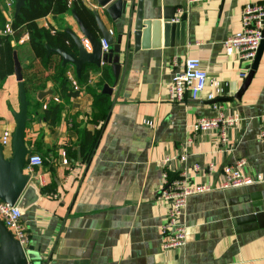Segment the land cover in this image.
I'll return each instance as SVG.
<instances>
[{"label": "crops", "instance_id": "crops-1", "mask_svg": "<svg viewBox=\"0 0 264 264\" xmlns=\"http://www.w3.org/2000/svg\"><path fill=\"white\" fill-rule=\"evenodd\" d=\"M12 1L0 0L5 23L13 16L14 4L7 6ZM82 2L97 10L116 35L120 28L109 23L95 0ZM261 2L264 0H160L161 14L162 8L174 9L178 17L185 14V43L164 47L161 40L159 47L138 50L131 46L127 54L120 53L117 79L107 63L86 67L87 80L91 79L86 86L101 93L105 85L112 90L110 95L104 93L110 100L108 116L86 160L81 157L84 144L75 143L77 133L70 129L72 120L88 129L95 127L86 122L93 104L86 86L63 102L53 126L32 115L25 141L43 163L33 178L38 198L22 211V220L27 245L40 255L37 264H264V139L259 133L264 114V48L237 98L234 95L245 78L242 74L246 76L253 61L238 58L224 45L230 34L240 30L243 7ZM36 23L58 30L70 28L80 35L70 11L48 14ZM3 29L0 27V35ZM27 39L24 34L12 43L19 47L21 66L31 55ZM186 57L199 60L208 75L206 85L195 100L188 90L171 99L169 87ZM104 65L108 76L103 75ZM72 71L73 66L65 67L66 78L70 72L82 86ZM49 90L51 94L38 99L39 91ZM56 90L48 82L45 89L31 93L32 109L59 96ZM214 101L222 102L223 113L238 116L239 122L227 129L225 142L214 132L200 133L188 141L194 120L214 113ZM18 106L12 71L0 79V132L13 131V111ZM181 154L185 160L176 165L187 184H207L210 189L186 198L180 217L187 232L185 244L163 250L166 203L157 198L163 184L161 161L172 158L173 164ZM238 158L246 159L245 173L260 175L262 180L218 188L224 167ZM194 164L200 169L193 170Z\"/></svg>", "mask_w": 264, "mask_h": 264}, {"label": "water", "instance_id": "water-1", "mask_svg": "<svg viewBox=\"0 0 264 264\" xmlns=\"http://www.w3.org/2000/svg\"><path fill=\"white\" fill-rule=\"evenodd\" d=\"M102 11L107 16L109 23L120 28L116 35L111 34L102 21L97 10H92L95 20L96 31H92L85 26L76 12L71 9V15L77 24L80 35L72 29L63 30L70 36L75 47V53H68L66 50L57 47H50L45 44L47 55L55 53L60 56L61 66H73L75 73L80 77L84 67L100 66L107 63L111 67L115 79L121 67L120 53H128L131 46L134 50L140 47H159L162 46H182L185 43V14L175 16L174 9L160 8V0H95ZM25 0H14L15 17ZM162 19V20H160ZM264 36V26H263ZM85 39L90 50L88 51L83 44ZM101 40L107 45L106 51L101 49ZM263 49V41L253 59L251 69L246 74L244 81L234 97H239L240 93L249 83L253 71L258 63L259 55ZM13 73L18 86L19 106L13 111L14 128L11 133L10 153L6 156L0 144V200L13 205L24 211L31 206L38 198V192L34 185L33 176L24 172V164L27 154L31 152L25 141L26 124L29 121L27 115L29 100L26 97L23 79L21 75V65L17 58L16 51H13ZM124 62V61H123ZM111 88L104 86L103 93L111 94ZM52 90L39 91L38 99H42ZM40 255L32 245H27L25 249L13 236L4 223L0 220V264H37Z\"/></svg>", "mask_w": 264, "mask_h": 264}, {"label": "built area", "instance_id": "built-area-1", "mask_svg": "<svg viewBox=\"0 0 264 264\" xmlns=\"http://www.w3.org/2000/svg\"><path fill=\"white\" fill-rule=\"evenodd\" d=\"M199 0H188V2ZM72 0H67V5H71ZM14 4V1L7 3V6ZM14 6V5H13ZM10 17L7 18L3 34H10ZM264 2L261 3H248L241 11L240 30L230 34L224 41V45L228 51H234L238 58L252 62L255 58L256 52L259 48L261 41H263L264 48ZM101 42L102 51H106L107 45L103 40ZM84 47L89 51L90 46L88 42L83 39ZM173 64H177V59H172ZM101 64H103L101 62ZM182 70L179 71L174 77L169 87L172 99L174 94L180 98L185 90H188L189 96L195 100L198 98L201 91H203L208 75L204 69L201 68L199 60L196 58L186 57L181 63ZM245 77V74H242ZM67 81L69 86L74 90L84 88L86 84L91 83V79L86 81V84L79 85L74 75L70 72L67 74ZM216 85V83H214ZM207 99L212 101V94H208ZM61 102L58 96L51 97L42 104L45 108L49 102ZM211 109L214 113L201 115L197 117L192 126L191 133L188 141L203 132H214L222 142L226 140L227 129L237 125L239 117L236 115H225L222 111V102H212ZM262 123L259 130L260 138L264 139V114L262 116ZM144 124L151 125L150 121L144 120ZM11 131L3 130L0 132V144L4 149L10 152ZM185 157L183 154L179 155L174 163L171 164L172 158H166L161 161L163 166V179L162 187L158 193V199L166 203V221L161 227L162 242L161 247L163 250H171L181 247L187 240L186 227L180 222V217L186 204V198L196 192L209 190L210 186L207 184L188 185L184 178V173L178 171L177 162H183ZM42 158L38 153L30 152L27 154L24 164V172L33 176L36 168L42 166ZM247 162L245 158H238L232 164L224 167L218 188L226 189L229 187L250 185L256 181L262 180V176H252L244 172ZM197 164L193 165V170H199ZM174 174L172 177L171 174ZM39 177V176H38ZM0 220L4 225L11 230L15 239L21 244L23 249L28 244V232L22 220V211L17 207L16 203L9 205L8 203L0 200Z\"/></svg>", "mask_w": 264, "mask_h": 264}, {"label": "trees", "instance_id": "trees-1", "mask_svg": "<svg viewBox=\"0 0 264 264\" xmlns=\"http://www.w3.org/2000/svg\"><path fill=\"white\" fill-rule=\"evenodd\" d=\"M71 9L76 12L87 28L96 31L92 9L87 7L82 0H72L70 6L67 5V0H25V4L21 7L20 12L15 17L12 16L10 21L11 33L0 35V79L13 71L12 56L14 48L15 50L17 49V56L20 54L19 47H13L12 43L18 42L24 34H27V47L31 55L26 57L27 62L22 63L21 66V75L27 99L30 102L31 93L45 89L48 82L56 86L58 97L61 98V102H49L45 108L33 105L32 109L30 102L27 112L29 117L28 122L31 121L32 115H37V117L48 121L53 126L60 118L63 102H66L69 98L79 93L78 90H74L69 86L65 76V67L67 65L64 67L61 66L59 55L55 53L47 55L45 47V44H48L50 47L60 46L68 53L74 54L75 47L70 36L64 30H58L52 26L41 27L36 23V19L38 18L48 14H59L71 11ZM0 22V27L4 28L5 21L1 16ZM18 58L20 60V56ZM102 72L103 75L108 76L109 70L106 65L103 66ZM76 77L83 84H86V67H84L80 77ZM86 89L93 97L91 113L88 115L86 122L92 123L95 127L88 129L85 125L80 126V124L75 123L74 120H72L70 127L71 130L77 133V141L75 143L79 145L84 144L83 150L81 151L83 160L88 159L110 108V100L106 94L99 92L96 87L89 88L86 86ZM39 111L41 112L39 113ZM98 125H100L99 129H97ZM75 143L72 142V144ZM68 151L66 147L65 155L67 158L69 157ZM31 152L35 151L31 149ZM171 176L173 177L174 174L172 173Z\"/></svg>", "mask_w": 264, "mask_h": 264}, {"label": "rangeland", "instance_id": "rangeland-1", "mask_svg": "<svg viewBox=\"0 0 264 264\" xmlns=\"http://www.w3.org/2000/svg\"><path fill=\"white\" fill-rule=\"evenodd\" d=\"M23 53V52H22ZM22 57H24V54H22ZM73 70V69H72ZM73 73H75L74 71H72ZM5 153H6V151H5ZM10 153V152H9Z\"/></svg>", "mask_w": 264, "mask_h": 264}]
</instances>
